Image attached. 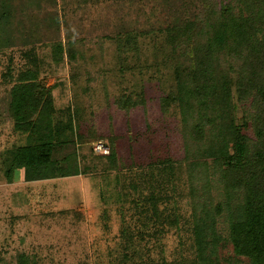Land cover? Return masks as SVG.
<instances>
[{
  "label": "trees",
  "instance_id": "1",
  "mask_svg": "<svg viewBox=\"0 0 264 264\" xmlns=\"http://www.w3.org/2000/svg\"><path fill=\"white\" fill-rule=\"evenodd\" d=\"M16 1L0 0V31L13 20L15 12L8 4L12 7ZM199 1L197 12L177 11L175 20L147 31L156 54L145 67L157 82L162 80L160 66L169 70V84L157 107L160 116L174 122L179 154L164 151L151 158L144 181L150 189L144 195L129 184L135 193L128 196L118 175L113 182L120 185L115 190L118 201L130 198L123 208L131 210L130 224L138 240L156 237L163 224L175 227L179 220L184 222L175 202L185 197L192 255L178 253L168 262L138 258L131 264H264V0ZM121 33L128 36V31ZM129 37L136 44V38ZM1 41L4 47L11 44L9 38ZM65 44L67 48L60 41L42 46L55 67L65 56L74 58ZM34 49L20 52L23 62L16 70L8 58L0 73L2 84L8 86L6 104L12 121L8 134L15 139L0 151L3 176L7 182L16 170L24 181L65 176L69 173L61 171L68 162L84 175L115 171L121 157L116 154L119 140L134 142L138 131L129 137L132 132L126 127L124 134L111 136L88 126L74 137L69 117L63 119L50 86L42 81L47 68L41 60L46 54L38 57ZM118 97L123 109L144 103L142 88ZM94 138L107 139V154L90 148L87 140ZM114 208L122 212L121 205ZM217 218L221 227L216 226ZM226 245L230 254L220 256L218 248ZM15 264L36 262L33 255L20 251Z\"/></svg>",
  "mask_w": 264,
  "mask_h": 264
},
{
  "label": "rangeland",
  "instance_id": "2",
  "mask_svg": "<svg viewBox=\"0 0 264 264\" xmlns=\"http://www.w3.org/2000/svg\"><path fill=\"white\" fill-rule=\"evenodd\" d=\"M16 2L12 7L8 4L15 12L13 20L0 31V40H11L5 47L4 41L0 43V73L8 58L13 69L19 68L23 62L20 52L35 47L38 57L40 52L46 54L41 60L47 68L41 73L42 81L51 88L54 107L62 110L63 119L69 117L74 137L76 133L83 134L88 126L111 136L124 134L129 127L132 133L128 136L138 131V137L134 142L126 137L119 140L116 154L121 157L117 158V167L102 176L84 175L79 166L68 162L61 173L69 175L24 181L20 170H16L7 182L0 168V264H15L20 251L33 255L36 264H131L139 259L168 262L178 253L192 255L186 233L190 221L185 197L175 202L185 216L184 222L179 220L175 227L163 224L157 227V234L160 233L156 237L138 240L136 229L130 224L131 210L123 208L130 198L118 201L115 190L117 185L126 184L130 196L135 193L128 186L132 184L142 195L146 194L150 188L144 181L150 172L147 163L151 158L164 151L179 154L174 122L160 116L157 107L158 97L169 84V70L160 66L162 80L157 82L150 75L151 69L145 67L156 54L147 31L172 22L177 11L197 12L201 9L200 1ZM139 30L142 34L137 35ZM122 31H128V36ZM129 36L136 38V44ZM51 41H60L67 48L66 42L74 58L65 56L61 66L55 67L47 49L42 47ZM141 88L143 104L129 109L117 104L119 95ZM7 89L0 77V151L15 140L8 134L12 121L6 104ZM96 140L108 149L104 138L87 140L90 148ZM115 175L117 185H113ZM114 205H121L122 212L118 213L119 207ZM162 205L163 202L158 203L159 207ZM165 206L169 207L170 202H165ZM220 220L217 218V227L222 225ZM218 253L230 254V245L219 247ZM123 254L126 258H121Z\"/></svg>",
  "mask_w": 264,
  "mask_h": 264
},
{
  "label": "built area",
  "instance_id": "3",
  "mask_svg": "<svg viewBox=\"0 0 264 264\" xmlns=\"http://www.w3.org/2000/svg\"><path fill=\"white\" fill-rule=\"evenodd\" d=\"M91 148L94 152L99 154H106L108 152L107 147L100 140L94 141Z\"/></svg>",
  "mask_w": 264,
  "mask_h": 264
}]
</instances>
